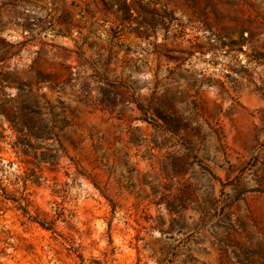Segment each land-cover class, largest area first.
I'll use <instances>...</instances> for the list:
<instances>
[{"label":"rangeland","instance_id":"rangeland-1","mask_svg":"<svg viewBox=\"0 0 264 264\" xmlns=\"http://www.w3.org/2000/svg\"><path fill=\"white\" fill-rule=\"evenodd\" d=\"M0 264H264V0H0Z\"/></svg>","mask_w":264,"mask_h":264},{"label":"trees","instance_id":"trees-1","mask_svg":"<svg viewBox=\"0 0 264 264\" xmlns=\"http://www.w3.org/2000/svg\"><path fill=\"white\" fill-rule=\"evenodd\" d=\"M19 208H21L22 211H23L24 213H28V211H27V209H26L25 206L19 204ZM40 224H41L42 226H44L46 229H51L49 226H46L43 222H41Z\"/></svg>","mask_w":264,"mask_h":264}]
</instances>
